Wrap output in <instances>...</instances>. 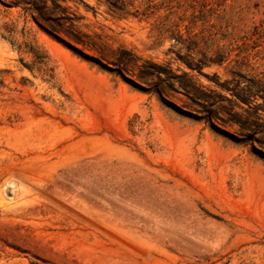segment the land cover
Wrapping results in <instances>:
<instances>
[{
    "label": "rangeland",
    "instance_id": "1",
    "mask_svg": "<svg viewBox=\"0 0 264 264\" xmlns=\"http://www.w3.org/2000/svg\"><path fill=\"white\" fill-rule=\"evenodd\" d=\"M113 2L0 3V264H264V0Z\"/></svg>",
    "mask_w": 264,
    "mask_h": 264
},
{
    "label": "trees",
    "instance_id": "2",
    "mask_svg": "<svg viewBox=\"0 0 264 264\" xmlns=\"http://www.w3.org/2000/svg\"><path fill=\"white\" fill-rule=\"evenodd\" d=\"M49 1H51L53 6L56 7L57 1L59 0H0V3L4 5L5 7H9V8H15V7L23 8L25 12L30 13L32 19L43 30H45L48 34H50L52 37H54L58 41L64 43L65 45H67L68 47L76 51H79V49L76 46H74L71 42L77 45H81L90 50L98 51L97 48H95L93 44H90L89 42L84 40L83 38L84 36L74 33V31H72L70 28H68V26L65 25L66 23H68V21H70L69 19L71 18H68L67 16H61L60 18H52L53 19L52 21L55 22V24H51L49 22L50 20L46 19V15L53 13L52 7L49 6V3H48ZM62 1L66 3L69 1L75 2V0H62ZM106 1L111 3L112 5H115L113 0H106ZM66 9L68 10L69 7H67ZM62 20L64 21L61 22ZM63 36L66 37L69 41L65 40ZM119 61L120 63H123L121 60ZM187 65L191 70L201 71V69L203 68L202 66H198L196 64H187ZM178 82L183 90L196 96V98L200 100L201 99L204 100L205 96L201 94L200 92H198V90L195 88L192 82L191 83L183 82V81H178ZM240 99L242 100L243 98H240ZM235 121H238V120H235Z\"/></svg>",
    "mask_w": 264,
    "mask_h": 264
}]
</instances>
